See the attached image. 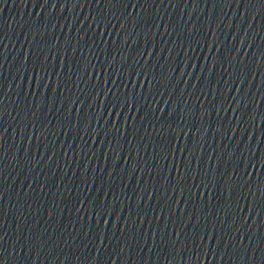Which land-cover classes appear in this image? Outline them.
<instances>
[{"label":"water","instance_id":"95a60500","mask_svg":"<svg viewBox=\"0 0 264 264\" xmlns=\"http://www.w3.org/2000/svg\"><path fill=\"white\" fill-rule=\"evenodd\" d=\"M0 264H264V0H0Z\"/></svg>","mask_w":264,"mask_h":264}]
</instances>
